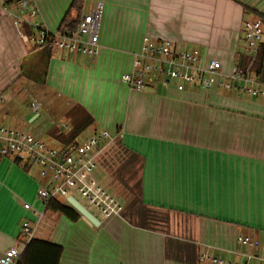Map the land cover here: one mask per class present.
<instances>
[{"label":"crops","instance_id":"0c3cea01","mask_svg":"<svg viewBox=\"0 0 264 264\" xmlns=\"http://www.w3.org/2000/svg\"><path fill=\"white\" fill-rule=\"evenodd\" d=\"M31 1L37 15L28 21L54 35L73 0ZM97 4L98 53L89 58L35 47L23 37L32 29L14 24L16 0H0V126L19 118L25 93L49 99L37 101L56 113L63 103L70 130L69 112L90 116L91 135L110 134L98 145L96 176L121 212L97 227L69 222L46 211L29 167L0 158V257L22 240L26 220L40 223L36 238L63 248L60 264H211L203 255L236 263L239 236L264 248V100L221 87L138 92L121 80L144 36L229 71L244 51L243 23L264 17V0H82L72 20ZM25 107L22 122L41 117ZM58 131L48 126L57 141Z\"/></svg>","mask_w":264,"mask_h":264},{"label":"built area","instance_id":"2783aa9c","mask_svg":"<svg viewBox=\"0 0 264 264\" xmlns=\"http://www.w3.org/2000/svg\"><path fill=\"white\" fill-rule=\"evenodd\" d=\"M16 6L17 13L12 14L14 24L17 27L26 25L32 29L30 36L23 37L35 47H43L49 43L53 49L62 52L89 58L97 55L99 26L103 14L101 4H97L74 29L61 28L54 35L47 32L42 25L28 21L37 15L31 0H16ZM242 29L243 54L249 58L245 67L234 63L226 72L220 61L205 60L198 50H182L170 40L144 36L140 52L133 56L132 70L124 74L121 80L130 90L138 92L153 84L172 87L178 92L190 86L201 90L221 87L228 92L235 91L264 100V80L253 70V64L264 41V24L261 18H256L244 22ZM29 109L31 113L38 115L42 104L33 100ZM61 127L70 131L68 126ZM109 138L110 134L102 131L80 144H62L59 149H54L48 147L39 136L0 126V158L9 157L20 165L29 168L36 166L40 169V175L46 181L37 196L45 207L50 200L55 199L72 209L67 202L68 198H72L101 223L121 212L120 200L96 176L98 145ZM23 209L32 210L29 204H23ZM40 228V223L33 226L27 220L23 222L20 230L22 240L4 252L0 257V264H16L21 250L31 240H41L36 238ZM237 244L245 249L239 253V262L232 263L206 255L201 260H207L211 264H264V257L260 253L264 248L256 240L239 236ZM256 250L258 252L255 253Z\"/></svg>","mask_w":264,"mask_h":264},{"label":"trees","instance_id":"16d2710c","mask_svg":"<svg viewBox=\"0 0 264 264\" xmlns=\"http://www.w3.org/2000/svg\"><path fill=\"white\" fill-rule=\"evenodd\" d=\"M81 10L82 0H73L68 11L62 19L60 29H74L78 21L77 19L72 20L71 13L76 12L79 17ZM260 18L264 24V17L260 16ZM39 48H43L48 53L53 50L52 44L49 43ZM248 61L249 58H247V56H245L244 54H240L238 58H236L235 63L240 67H245L248 64ZM253 70L258 76H260L261 79L264 80V41L262 44V48L258 53L257 58L255 59V62L253 64ZM85 115L83 112L78 111V109H74L69 112V116L73 120V126L70 130L69 135L64 136L61 134H57L56 137L57 139H59L60 143H62L63 145H69L71 143H74L76 141L77 136L91 125L92 119L87 114ZM23 167L25 169L28 168L27 166ZM46 211L55 214H60L72 223H75L80 219V216L76 212L60 204L59 201L55 199H52L48 202L46 206ZM62 253L63 248L60 245L41 240H31L21 251L19 258L16 261V264H60Z\"/></svg>","mask_w":264,"mask_h":264},{"label":"rangeland","instance_id":"374dc122","mask_svg":"<svg viewBox=\"0 0 264 264\" xmlns=\"http://www.w3.org/2000/svg\"><path fill=\"white\" fill-rule=\"evenodd\" d=\"M56 51V49L54 50ZM59 52V51H58ZM85 57V56H84ZM45 67V63L43 65H41V68ZM155 85V84H153ZM39 94H35L32 97V100L30 101V99L26 96V93L23 95V98L25 97V101L23 104L18 105L19 106V111H18V115L19 118H17V120L12 122V126H7V128L10 129H15L18 131H22L25 133H29L33 136H39V138L50 148H54V149H59L62 144L55 140L47 131H48V126L51 127L55 125V127L59 130L58 133L64 136H67L70 134V131H67V129L62 128L61 125L64 126H68L70 124L69 122V117L67 115V111L68 108L64 107L63 103L61 105L62 109L58 108L56 110L57 113L55 112V110H49L46 106V108H42V110L39 112L40 113V118L38 120H36L33 123H27V121L22 122V120H20V118L22 117V115H24L27 112L26 109V103L29 105L30 102H32L33 100H37L38 98L44 102L45 104L50 103V100L43 97V96H38ZM53 124V125H52ZM94 127L91 126L87 129H85L83 132H81L77 138L76 141L77 143H82L83 141H85L86 139L89 138V136L93 133ZM92 136V135H91ZM31 173H32V177L34 178V180L36 181V183L40 186H42L45 183V179L41 177L40 175V169L37 168L36 166H31L30 167Z\"/></svg>","mask_w":264,"mask_h":264},{"label":"water","instance_id":"95a60500","mask_svg":"<svg viewBox=\"0 0 264 264\" xmlns=\"http://www.w3.org/2000/svg\"><path fill=\"white\" fill-rule=\"evenodd\" d=\"M67 202L71 205V208L75 210V212H77V214L84 218L87 222L95 227L99 226V222L74 199L68 198Z\"/></svg>","mask_w":264,"mask_h":264}]
</instances>
